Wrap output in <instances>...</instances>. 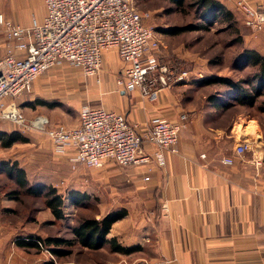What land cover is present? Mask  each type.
I'll list each match as a JSON object with an SVG mask.
<instances>
[{
  "label": "crops",
  "instance_id": "0c3cea01",
  "mask_svg": "<svg viewBox=\"0 0 264 264\" xmlns=\"http://www.w3.org/2000/svg\"><path fill=\"white\" fill-rule=\"evenodd\" d=\"M217 1L245 25L237 0ZM244 1L254 7L264 5V0ZM45 14L44 0H0V16L15 24L28 27L33 18L42 21ZM160 36L156 32V38ZM0 40L5 44L1 23ZM103 63L97 85L88 77V94H93L98 106L124 115L140 133L158 118L176 122L181 114L189 117L179 135V153L166 152L164 167L154 161L116 172L117 190L127 193L124 196L133 203L124 207L127 215L113 224L107 238H115L124 247L140 246L146 256L136 264H264V144L258 137L259 126L253 121H234L221 127L204 119L187 96L190 81L172 84L151 102L119 84L125 64L116 49L104 54ZM37 80L33 83L36 93L47 83ZM26 94L19 105L21 115L28 119L40 115L48 119L49 126L79 124V112L72 121L54 103L37 99L30 91ZM27 137L30 142L23 145L40 142L32 140V135ZM242 142L250 148L240 156L235 148ZM145 148L149 154L155 152L151 145ZM225 157H232L234 164H223ZM111 166L118 167L113 163L106 167ZM39 184L44 186L46 181L37 180L35 185ZM118 208L123 207L113 211Z\"/></svg>",
  "mask_w": 264,
  "mask_h": 264
},
{
  "label": "rangeland",
  "instance_id": "374dc122",
  "mask_svg": "<svg viewBox=\"0 0 264 264\" xmlns=\"http://www.w3.org/2000/svg\"><path fill=\"white\" fill-rule=\"evenodd\" d=\"M136 6L140 12L149 13L146 23L161 35L157 38L166 46H162L161 52L164 60L174 64L179 71L188 72L189 80L183 82L190 81L185 88L187 96L192 97L191 104L202 112L204 119L218 122L221 127H227L234 121H253L259 126L258 137L262 138L264 144V94L255 98L253 105L241 103L235 99L238 96V93H234L235 87L219 81L232 80L249 93L253 91L252 88L257 84L256 81L253 82L257 68L248 63L243 53L247 49H256L264 55V29L256 33L242 25L236 17L231 25L221 20L207 21L196 0H186L181 7L169 0H136ZM200 25L208 28H196ZM189 26L192 27L191 30L179 35L165 34L163 31ZM101 71L97 76L91 77L95 85L98 83L97 79H100ZM37 79L36 82L40 79L47 80L46 86L43 91L36 93L33 85L30 93H34L37 99L54 103L59 107L60 113L72 121H76L82 106H98L93 100V94H88V77L67 64L44 72ZM207 79L217 81L208 83ZM24 95L18 100V104ZM213 99L221 103L222 107L215 106ZM19 106L24 113L23 107ZM22 116L26 122L31 121L25 115ZM4 128L6 132L17 130L25 136L32 135V140L38 139L40 142L35 146L17 143V146L13 145L11 148L0 145V167L3 160L7 159L10 165L17 164L18 167L25 168L27 181L33 188L40 187V184L35 185L40 179L46 181V186L55 187L65 199V218L56 220L40 198L21 194L18 200H13L5 196L20 189L16 184V177L7 175L0 169V190L3 197L0 202V264H136L139 258L146 256L145 251L131 255L114 253L108 245L90 250L83 247L73 233V229L82 220H100L115 207L125 209L124 207L133 203L124 196L127 193L123 194L115 185L118 183L116 172L124 168H107L105 165L91 169L73 164L67 157L55 155L43 132L33 130L34 133L31 134L24 126L0 118V129ZM132 168L135 167L126 169ZM75 191L87 195V202L75 205L71 200L72 192ZM27 235L71 243H46L40 249L18 247L16 240Z\"/></svg>",
  "mask_w": 264,
  "mask_h": 264
},
{
  "label": "built area",
  "instance_id": "2783aa9c",
  "mask_svg": "<svg viewBox=\"0 0 264 264\" xmlns=\"http://www.w3.org/2000/svg\"><path fill=\"white\" fill-rule=\"evenodd\" d=\"M236 4L245 25L261 32L264 5L254 7L244 0ZM44 5L43 20L33 18L28 27L0 16L5 37V44L0 40V118L43 132L54 153L73 164L92 169L113 163L126 169L155 161L164 167L166 152L179 153L177 145L187 113L176 122L155 119L144 133L124 115L92 105L81 107L79 124L74 127L49 126L44 116L25 121L18 100L31 91L41 74L69 64L86 77H95L109 50L116 49L125 64L119 84L151 102L163 89L189 80L188 72L164 60L155 29L145 22L150 15L138 10L136 0H44ZM146 145L155 147V152L149 154ZM249 148L242 142L235 153L241 156ZM222 163L233 165L234 159L225 157Z\"/></svg>",
  "mask_w": 264,
  "mask_h": 264
},
{
  "label": "trees",
  "instance_id": "16d2710c",
  "mask_svg": "<svg viewBox=\"0 0 264 264\" xmlns=\"http://www.w3.org/2000/svg\"><path fill=\"white\" fill-rule=\"evenodd\" d=\"M181 7L185 4L186 0H169ZM197 5L200 9L203 10V16L207 21L221 20L227 22L231 25L234 21L235 16L230 11H227L226 8L217 0H196ZM198 29L208 28L205 25L197 26ZM192 27L187 28L176 27L173 29L163 30L165 34L179 35L183 31L191 30ZM244 58L248 61L251 66L257 68V74L253 78V82L256 81V87L252 88V92H248L245 89H242L238 84L234 83L232 80L220 79L219 81L224 84H228L231 87H235L234 93H238V96L235 97L236 100L243 103L246 102L248 105H253L255 98L260 97L264 94V55L256 49H247L243 53ZM217 81L215 79H207L208 83ZM215 101V99H213ZM215 101V106L222 107ZM226 106L223 107L225 109ZM222 109V111H223ZM264 110V107H263ZM221 111V112H222ZM30 139L23 135L19 131H0V144L3 148H11L17 143H29ZM7 175L16 177V184L20 191H12L7 193L9 199L18 200L21 194L29 197L40 198L43 200L44 205L49 209L52 215L56 220H63L65 218L64 214V197L60 192L53 186L40 185L38 188H33L27 181L26 171L17 166V164L10 165L7 161L1 164L0 167ZM3 199L1 190H0V202ZM89 197L85 194H81L78 191L72 192L71 200L72 202L79 206L87 202ZM127 215L126 209H119L113 211L106 215L104 218L98 220L95 218L84 219L79 222L78 226L73 229L74 236L77 241L83 246L90 250H98L103 248L105 245H108L110 250L114 253H119L123 255H131L133 253L141 252L142 249L140 246L137 247H124L117 242L115 238L108 239V235L111 232L113 224L124 218ZM48 243L52 244H62L71 242H65L57 239H46L43 240L35 235H27L25 237H20L16 240V245L21 248H35L40 249L42 245Z\"/></svg>",
  "mask_w": 264,
  "mask_h": 264
},
{
  "label": "bare ground",
  "instance_id": "6f19581e",
  "mask_svg": "<svg viewBox=\"0 0 264 264\" xmlns=\"http://www.w3.org/2000/svg\"><path fill=\"white\" fill-rule=\"evenodd\" d=\"M253 131H254V129H253ZM242 132V131H241Z\"/></svg>",
  "mask_w": 264,
  "mask_h": 264
}]
</instances>
